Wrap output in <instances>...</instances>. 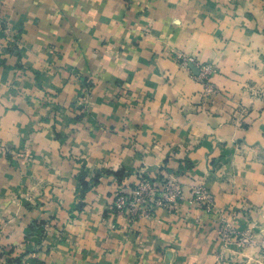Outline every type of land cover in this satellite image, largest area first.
Here are the masks:
<instances>
[{
  "label": "crops",
  "instance_id": "0c3cea01",
  "mask_svg": "<svg viewBox=\"0 0 264 264\" xmlns=\"http://www.w3.org/2000/svg\"><path fill=\"white\" fill-rule=\"evenodd\" d=\"M0 19L8 264H264V0H0ZM165 172L178 209L115 215L119 191ZM223 218L258 245L225 247Z\"/></svg>",
  "mask_w": 264,
  "mask_h": 264
},
{
  "label": "built area",
  "instance_id": "2783aa9c",
  "mask_svg": "<svg viewBox=\"0 0 264 264\" xmlns=\"http://www.w3.org/2000/svg\"><path fill=\"white\" fill-rule=\"evenodd\" d=\"M9 32V27L0 19V32ZM181 65L188 68L190 64H195L193 58L182 53L178 54ZM198 79L203 84L204 96L211 97L216 93L215 86L211 83V78L217 73L215 66L211 64L198 65ZM82 111L85 112L87 105L83 102ZM192 199L200 205L208 214L217 212L214 195L201 184L194 183L191 186ZM184 187L176 175L169 172L160 173L156 176L139 175L135 183L129 186L128 190L119 191L114 203V212L118 218L127 219L129 222H136L138 219L152 218L159 210L173 212L179 208L184 201ZM112 229H117V225H112ZM216 233L220 242L225 247L237 246L245 249L257 246L258 243L248 232H242L233 223L222 219L217 224ZM264 255V241L260 244ZM8 256L0 251V264H8Z\"/></svg>",
  "mask_w": 264,
  "mask_h": 264
},
{
  "label": "water",
  "instance_id": "95a60500",
  "mask_svg": "<svg viewBox=\"0 0 264 264\" xmlns=\"http://www.w3.org/2000/svg\"><path fill=\"white\" fill-rule=\"evenodd\" d=\"M191 68H192L193 70H195V71L197 72V74H199V69H198V68H196V67H194V66H192V65H191Z\"/></svg>",
  "mask_w": 264,
  "mask_h": 264
},
{
  "label": "rangeland",
  "instance_id": "374dc122",
  "mask_svg": "<svg viewBox=\"0 0 264 264\" xmlns=\"http://www.w3.org/2000/svg\"><path fill=\"white\" fill-rule=\"evenodd\" d=\"M220 213V212H219ZM215 214V213H214ZM209 215H212V214H209ZM224 214H221L220 215V218H222V216H223ZM225 219V218H224ZM222 219H219V221H218V223H220V221H221ZM228 221V220H227ZM229 222V221H228Z\"/></svg>",
  "mask_w": 264,
  "mask_h": 264
}]
</instances>
